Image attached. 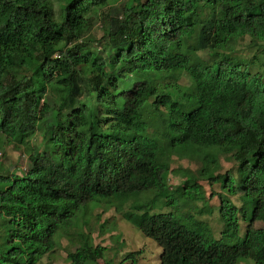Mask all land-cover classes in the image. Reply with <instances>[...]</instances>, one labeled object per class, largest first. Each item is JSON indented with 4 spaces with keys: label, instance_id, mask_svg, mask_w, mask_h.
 <instances>
[{
    "label": "trees",
    "instance_id": "16d2710c",
    "mask_svg": "<svg viewBox=\"0 0 264 264\" xmlns=\"http://www.w3.org/2000/svg\"><path fill=\"white\" fill-rule=\"evenodd\" d=\"M132 1L0 0V141L30 162L18 174L0 160V264H39L81 208L131 199L122 214L159 244L160 264H264V52H238L241 38L264 42V0ZM40 130L51 145L36 151ZM218 148L236 172L211 174ZM193 154L226 194L219 236L194 214L150 212L206 199L187 171L168 182L172 157ZM78 238L71 264L103 258L106 246Z\"/></svg>",
    "mask_w": 264,
    "mask_h": 264
},
{
    "label": "rangeland",
    "instance_id": "374dc122",
    "mask_svg": "<svg viewBox=\"0 0 264 264\" xmlns=\"http://www.w3.org/2000/svg\"><path fill=\"white\" fill-rule=\"evenodd\" d=\"M124 4L131 7L133 6L134 2L132 0H116V2L113 3V7L118 8V10L121 11ZM114 10L117 11V9ZM203 11L204 10H201V14ZM200 16L201 18H205L207 15L204 13ZM99 24L100 23L97 22L94 29L92 30V36L95 39H100L102 36V29ZM239 43L242 47V49L238 51L240 56H251L255 51L264 52V42L258 43L256 40L245 37V39H239ZM248 47H251L252 50L247 49ZM178 83L189 85L190 80L184 76L179 79ZM152 99L154 100V98ZM150 130L152 131V129ZM43 133V130H40L36 134L35 139L32 140L33 150L43 151L47 149L48 144L51 145L50 141L42 140ZM0 152L2 153H0V160L9 166L11 171L21 174L23 171L28 170L30 166L29 157L22 148L19 149L13 144H7L3 141H0ZM61 154L63 156V162L69 166L66 158L64 157L63 150L61 151ZM228 155H230V153L227 154L218 148V164L214 167L215 172H210L211 174L221 172L224 173L229 168L236 172L237 168L235 164H237V162L232 160L230 157H227ZM59 161H61V159ZM203 167L197 154L172 157L171 167L168 173L166 172V175L168 177L169 184L176 186L178 184H183L184 180L189 177L187 173H183V171H187L191 176H194L195 179H198L195 184L200 190L202 189L205 192V198L207 200L201 199L191 202L181 200L179 207H175L172 204H164V200L161 202L158 201L151 207L150 212H172L178 217L186 213L194 214L196 219L208 222L211 225L215 236H219L220 231L224 227V220L218 212V206L220 202L219 193H225L220 189V181L212 183L210 181L211 174H209V172H207L208 174L202 173ZM174 169H181L180 173L174 171ZM153 191L154 190H149L147 192H141L137 194L138 196H133L136 198L145 194H153ZM212 193L215 194L214 197H211ZM229 198H231L238 206H241V204L246 201L244 200V197H240L239 195L229 196ZM101 201L103 202L99 204ZM116 201H118L117 203L119 205L116 203ZM126 201L127 200H124L123 202H119V200H98L91 203L87 209L81 208V210H79V212L76 213L73 218L74 223H77L71 226L68 230H63L61 234L58 235L57 248L54 252H49V254L47 253L41 259L39 264H71L68 260V253L75 251L82 245L79 242L78 237L84 239L91 238L94 244L106 246L103 258L94 260L92 264H103L104 261H109L112 264H122L123 259L126 264H160L162 248L159 246V244L154 239L143 234L140 229H138L123 216L122 213L125 210L130 209V204H134V201L136 200L131 199L128 200L129 202L127 203ZM205 207L207 212L201 211V208L205 209ZM252 208L253 202L248 201L247 209L250 211ZM246 225V221L240 220V235L244 234ZM263 226L264 220L256 221L254 223L255 228H262ZM8 232L9 224H7L4 218L0 217V237L4 238ZM69 232L73 234L71 237H68ZM82 246H85V244ZM132 251H140L138 254H136V262H133L132 258L125 259L126 256H128ZM240 264L255 263L252 259L245 258L240 262Z\"/></svg>",
    "mask_w": 264,
    "mask_h": 264
}]
</instances>
